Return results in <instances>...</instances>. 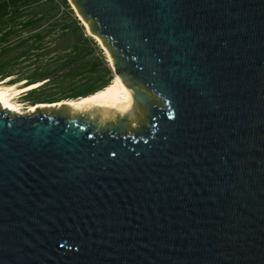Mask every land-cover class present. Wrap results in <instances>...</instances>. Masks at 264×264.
Here are the masks:
<instances>
[{
    "label": "water",
    "instance_id": "1",
    "mask_svg": "<svg viewBox=\"0 0 264 264\" xmlns=\"http://www.w3.org/2000/svg\"><path fill=\"white\" fill-rule=\"evenodd\" d=\"M71 1L149 125L0 107V264H264V0Z\"/></svg>",
    "mask_w": 264,
    "mask_h": 264
},
{
    "label": "trees",
    "instance_id": "2",
    "mask_svg": "<svg viewBox=\"0 0 264 264\" xmlns=\"http://www.w3.org/2000/svg\"><path fill=\"white\" fill-rule=\"evenodd\" d=\"M114 78L68 0H0V82L53 103L93 95Z\"/></svg>",
    "mask_w": 264,
    "mask_h": 264
},
{
    "label": "bare ground",
    "instance_id": "3",
    "mask_svg": "<svg viewBox=\"0 0 264 264\" xmlns=\"http://www.w3.org/2000/svg\"><path fill=\"white\" fill-rule=\"evenodd\" d=\"M97 37V36H96ZM110 63L112 58L110 56ZM28 88H22L12 93V87L0 86V107L7 109L12 113H22V107L20 104L15 103L13 100L15 95L27 92ZM133 102V95L129 88L124 84L119 76H115L113 82L104 90H101L93 95L79 98L77 100L63 101L62 103L47 105L40 104L35 107H31L29 113L36 112L40 108H62L64 105H68L73 114H81L89 116L90 118H97L100 120H110L111 118L107 114L108 111H114L115 118L120 117L130 109V104ZM85 109H88L85 112ZM77 111L73 112V111ZM103 110L107 112L103 113Z\"/></svg>",
    "mask_w": 264,
    "mask_h": 264
},
{
    "label": "rangeland",
    "instance_id": "4",
    "mask_svg": "<svg viewBox=\"0 0 264 264\" xmlns=\"http://www.w3.org/2000/svg\"><path fill=\"white\" fill-rule=\"evenodd\" d=\"M69 1V3H70V5H71V7H72V9L74 10V12H75V15L78 17V19H79V16H78V13H77V10H76V8H75V6H74V4H72V1L71 0H68ZM81 22H82V24L85 26V29H86V32H87V34L89 35V36H91L95 41H96V43H97V45L102 49V51H103V54H104V56H105V58H106V61L108 62V64H109V66L111 67V61H110V53L108 52V50H107V48L105 47V46H103V44H102V41L98 38V37H96V36H93L91 33H90V24L88 23V22H85L82 18H81V20H80ZM9 81V79H7V80H5V81H3V82H0V86L1 87H12L13 88V91H12V93L14 92V91H16V90H19V89H21L22 88V86H23V83H19V84H17V85H14V86H11V85H9V84H7V82ZM34 88V87H33ZM32 89V88H31ZM31 89H29V90H31ZM24 94H26V93H20V94H17V95H15V98H14V102L15 103H17V104H20L21 105V107H22V110H24L25 109V103L23 102V101H21V99H22V96L24 95ZM47 105H53V104H47ZM37 106V105H36ZM130 112H129V114H128V116H127V119L129 120V125H128V127H129V130L130 131H134V132H137V131H139L140 129H142L144 126H148L149 124V122H148V119H147V116L145 115V113H142L140 110H141V108L139 107V105L136 103V102H132L131 104H130ZM32 107H35V106H32ZM52 108H55V109H61V108H56V107H52ZM52 108H40V110H47L46 112L47 113H49L51 110H52ZM39 110V109H38ZM88 109H85V112L87 111ZM73 111V110H72ZM37 112V111H36ZM36 112H33V113H36ZM73 112H76L77 113V111H73ZM103 113H105V112H107V110H103L102 111ZM114 113V111L112 110V111H108V115H109V117L111 118V119H114L115 118V115L113 114Z\"/></svg>",
    "mask_w": 264,
    "mask_h": 264
},
{
    "label": "flooded vegetation",
    "instance_id": "5",
    "mask_svg": "<svg viewBox=\"0 0 264 264\" xmlns=\"http://www.w3.org/2000/svg\"><path fill=\"white\" fill-rule=\"evenodd\" d=\"M25 93H27V92H25ZM21 101H23L25 103V109L22 110V113H19V115H31V114H35V113H29V111H30V109H31L32 106H36V105H40V104H54V103H56V102L48 103V102H51V101H48V98H45V97H44V101H41L38 98H34L32 96H26V94H24L22 96ZM39 110H37V111H39ZM110 122L111 123H114V124H118V121L117 120H114V119H112V120L110 119Z\"/></svg>",
    "mask_w": 264,
    "mask_h": 264
}]
</instances>
